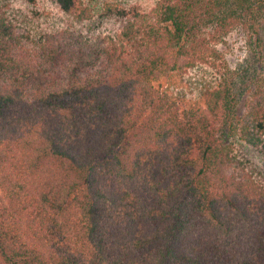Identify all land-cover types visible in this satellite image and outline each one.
<instances>
[{"label":"trees","instance_id":"16d2710c","mask_svg":"<svg viewBox=\"0 0 264 264\" xmlns=\"http://www.w3.org/2000/svg\"><path fill=\"white\" fill-rule=\"evenodd\" d=\"M154 1L32 34L0 0V264H264V0ZM234 31L205 110L156 86Z\"/></svg>","mask_w":264,"mask_h":264},{"label":"rangeland","instance_id":"374dc122","mask_svg":"<svg viewBox=\"0 0 264 264\" xmlns=\"http://www.w3.org/2000/svg\"><path fill=\"white\" fill-rule=\"evenodd\" d=\"M7 3L8 14L24 30L30 29L32 34L51 31L52 27H59L69 18L62 14L53 0H36L34 3L27 0H2ZM154 0H97L99 4H114L121 6L137 5L149 10L154 6ZM70 20V18H69ZM109 25V24H108ZM108 27H111L109 25ZM117 28L113 25V29ZM116 30V29H115ZM222 55L217 61L204 64L188 72H174L161 78L156 86L170 93L173 98L185 96V105L206 109V89H212L218 81V69L226 61L230 68H234L246 55V45L239 31L232 32L220 46ZM161 83V86L159 85ZM243 167L248 170H264V159L259 152L241 143L232 149Z\"/></svg>","mask_w":264,"mask_h":264}]
</instances>
